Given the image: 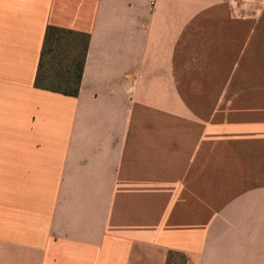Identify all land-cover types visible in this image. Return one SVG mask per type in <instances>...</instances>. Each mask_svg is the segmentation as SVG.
<instances>
[{"label":"crops","instance_id":"obj_1","mask_svg":"<svg viewBox=\"0 0 264 264\" xmlns=\"http://www.w3.org/2000/svg\"><path fill=\"white\" fill-rule=\"evenodd\" d=\"M89 34L76 96L34 86ZM264 264V0H0V264Z\"/></svg>","mask_w":264,"mask_h":264},{"label":"trees","instance_id":"obj_2","mask_svg":"<svg viewBox=\"0 0 264 264\" xmlns=\"http://www.w3.org/2000/svg\"><path fill=\"white\" fill-rule=\"evenodd\" d=\"M89 34L48 25L34 78L36 88L76 96L79 91ZM164 264H188L177 250L166 252Z\"/></svg>","mask_w":264,"mask_h":264},{"label":"built area","instance_id":"obj_3","mask_svg":"<svg viewBox=\"0 0 264 264\" xmlns=\"http://www.w3.org/2000/svg\"><path fill=\"white\" fill-rule=\"evenodd\" d=\"M240 1H243V2H252L253 0H240Z\"/></svg>","mask_w":264,"mask_h":264}]
</instances>
